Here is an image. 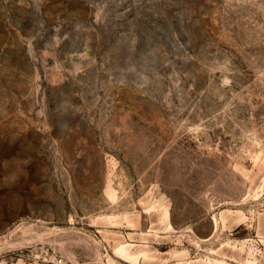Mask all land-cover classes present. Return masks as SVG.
I'll list each match as a JSON object with an SVG mask.
<instances>
[{"label":"rangeland","instance_id":"374dc122","mask_svg":"<svg viewBox=\"0 0 264 264\" xmlns=\"http://www.w3.org/2000/svg\"><path fill=\"white\" fill-rule=\"evenodd\" d=\"M264 264V0H0V258Z\"/></svg>","mask_w":264,"mask_h":264},{"label":"built area","instance_id":"2783aa9c","mask_svg":"<svg viewBox=\"0 0 264 264\" xmlns=\"http://www.w3.org/2000/svg\"><path fill=\"white\" fill-rule=\"evenodd\" d=\"M0 264L14 263L7 259L0 258ZM24 264H61V261L58 260V255H50L48 252H46L28 256Z\"/></svg>","mask_w":264,"mask_h":264}]
</instances>
